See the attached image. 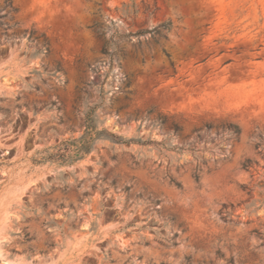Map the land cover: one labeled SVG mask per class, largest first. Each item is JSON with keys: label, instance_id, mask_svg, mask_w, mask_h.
Segmentation results:
<instances>
[{"label": "rangeland", "instance_id": "rangeland-1", "mask_svg": "<svg viewBox=\"0 0 264 264\" xmlns=\"http://www.w3.org/2000/svg\"><path fill=\"white\" fill-rule=\"evenodd\" d=\"M9 1L0 264H264V0Z\"/></svg>", "mask_w": 264, "mask_h": 264}, {"label": "trees", "instance_id": "trees-1", "mask_svg": "<svg viewBox=\"0 0 264 264\" xmlns=\"http://www.w3.org/2000/svg\"><path fill=\"white\" fill-rule=\"evenodd\" d=\"M8 2H9V5H11V2L9 0H8ZM154 8H155L156 11L159 10V8L157 7L156 4L154 5ZM147 9H149V8H147ZM0 23H1V20H0ZM167 26H168V23H165L163 25V27H166V28H167ZM154 32L158 33V29H154V30H151V31L150 30H141V31H139L137 33V35H143V34H147V33L152 34ZM47 45L48 44L45 43L44 47H46L45 48L46 51L49 52V47H47ZM165 123H166V120L163 119L162 124H165ZM206 128H207V130H209V129L212 128V126L206 125ZM171 129L174 130V132L176 134L181 131V127L177 123H175V122L172 123ZM227 130L230 132V134L232 135V138L233 139H235V140H238L239 139L240 134H241V129H240L239 126H237V125L236 126H231V127L227 128ZM111 136L114 137V138H116V139H118V140H120V141H123L124 143H133V142H135V140H128V141L126 140V141H124L121 137L116 136L114 134H111ZM263 142H264V135H261V136H259V139H258L257 143L255 144V149L256 150L257 149H260L263 146ZM90 150H91V145H89V144L87 145L86 143H83L81 145V147L78 149V153H81V155L83 156V155L89 153ZM201 164L206 165V161L204 160ZM255 164L256 163L254 161L248 159V160H246L243 163V168L246 169V170H248V169L252 168ZM201 172H202V166L199 165V164H197L195 166V168L193 169V171H192V177L194 178V180L196 182L200 181V179H201ZM171 183L174 184L177 187H181V183L178 182L174 177H171ZM177 237H178V234L176 233L171 239H169V243L172 246L177 245V239H176ZM226 263L227 264H232L233 263V259H227L226 260Z\"/></svg>", "mask_w": 264, "mask_h": 264}]
</instances>
